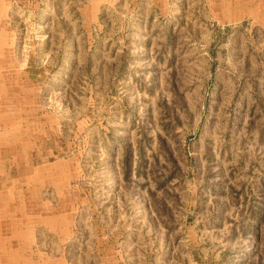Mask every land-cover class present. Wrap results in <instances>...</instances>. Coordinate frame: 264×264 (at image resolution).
<instances>
[{
  "label": "rangeland",
  "instance_id": "374dc122",
  "mask_svg": "<svg viewBox=\"0 0 264 264\" xmlns=\"http://www.w3.org/2000/svg\"><path fill=\"white\" fill-rule=\"evenodd\" d=\"M2 140L29 261L264 264V0H0Z\"/></svg>",
  "mask_w": 264,
  "mask_h": 264
},
{
  "label": "crops",
  "instance_id": "0c3cea01",
  "mask_svg": "<svg viewBox=\"0 0 264 264\" xmlns=\"http://www.w3.org/2000/svg\"><path fill=\"white\" fill-rule=\"evenodd\" d=\"M6 142L5 140L0 141V145H2L0 150L6 145ZM26 169L28 167L21 170ZM44 169V167L33 168L38 176ZM56 169L58 170V167L51 169V172ZM21 170L18 166V172L23 174ZM0 173H2V176L0 175V264H59L56 260L49 259L39 262L29 261L26 257L27 252H33L35 255V248L40 245V242H37L38 232L35 233L41 228L43 221L44 223L53 222L50 227L55 226L54 222L58 221V214L56 216L47 215L49 217L43 218L36 211H27V207L31 206V198L25 197V182L18 180L9 182V179L4 176L7 173V168L0 167ZM38 178L39 183L42 184L44 178L41 176ZM38 188L41 191V185ZM32 190L36 191V188L33 187ZM59 220L61 221V219ZM56 226L54 228H57ZM52 230H47L51 236L54 234ZM37 253L39 254V252Z\"/></svg>",
  "mask_w": 264,
  "mask_h": 264
}]
</instances>
